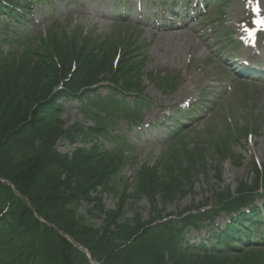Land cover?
Returning <instances> with one entry per match:
<instances>
[{
    "label": "trees",
    "instance_id": "1",
    "mask_svg": "<svg viewBox=\"0 0 264 264\" xmlns=\"http://www.w3.org/2000/svg\"><path fill=\"white\" fill-rule=\"evenodd\" d=\"M12 121L14 122V120ZM7 123L10 122L6 121L5 124ZM33 160H38V157L19 151L16 155L13 149L8 146L0 148V164L5 171L13 172L18 188L31 197L38 214L46 221L69 233L92 253L99 254L98 257L100 254L112 253L134 231L133 228L126 225H115V231L113 232L110 230L109 224L94 230L80 222L72 212L65 209V206H61L65 200V193L68 196L69 194L74 196L79 189H72L69 193L67 189L72 187L73 184L50 182L46 177L43 180L40 176H36L35 171L38 168ZM87 168L93 174H98L101 171L99 164H95L91 168L87 162ZM2 172L0 168V173ZM95 178L93 176L90 180ZM13 213L15 220L20 223L23 229L26 241L18 239L13 244V256L11 258L17 260L15 264H27L34 257V254H36L35 258H38L40 264H43V262L47 264H85L81 254L63 241L53 230L32 220L31 214L24 209L22 204L17 203L14 205ZM63 216L69 221L61 222L59 218ZM116 241H118L117 244ZM133 251L136 254L150 257L149 253L141 249H133ZM124 252L120 251L118 253Z\"/></svg>",
    "mask_w": 264,
    "mask_h": 264
},
{
    "label": "rangeland",
    "instance_id": "2",
    "mask_svg": "<svg viewBox=\"0 0 264 264\" xmlns=\"http://www.w3.org/2000/svg\"><path fill=\"white\" fill-rule=\"evenodd\" d=\"M262 151L264 152V146H262ZM248 147H246L247 149ZM235 151L238 155H241L243 156L244 154V151L242 148H235ZM153 156H157V153L153 154ZM263 161V160H262ZM250 160H247L246 157H245V163L243 165L244 168H241V169H234L233 167L229 166V165H225L224 167V172L228 175L229 178H231V180H235L236 178H239L242 173L245 174L247 173V170H248V164H249ZM150 163H153L152 161H150ZM131 173L130 172H125V175L126 176H129ZM201 181L203 182L202 179H199L196 183H195V187H194V192L197 194L195 195L197 199H199L201 196H202V187H199V185L203 186L202 184L199 183L198 185V182ZM215 182L214 179H211L210 180V183H213ZM197 185V186H196ZM189 197H187L186 199L182 200L181 201V205L184 206L187 204V200H188ZM138 206L141 208V212H142V216L144 217V219L147 218V213H148V209H149V205L147 202L145 201H142L138 204ZM171 210V208H168V211Z\"/></svg>",
    "mask_w": 264,
    "mask_h": 264
},
{
    "label": "snow or ice",
    "instance_id": "3",
    "mask_svg": "<svg viewBox=\"0 0 264 264\" xmlns=\"http://www.w3.org/2000/svg\"><path fill=\"white\" fill-rule=\"evenodd\" d=\"M258 10V9H257Z\"/></svg>",
    "mask_w": 264,
    "mask_h": 264
}]
</instances>
